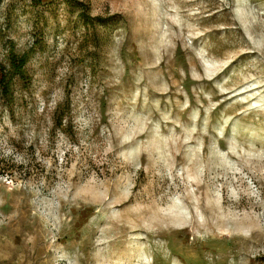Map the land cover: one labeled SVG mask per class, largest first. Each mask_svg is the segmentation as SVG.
Segmentation results:
<instances>
[{
	"label": "rangeland",
	"instance_id": "374dc122",
	"mask_svg": "<svg viewBox=\"0 0 264 264\" xmlns=\"http://www.w3.org/2000/svg\"><path fill=\"white\" fill-rule=\"evenodd\" d=\"M0 264H264V0H0Z\"/></svg>",
	"mask_w": 264,
	"mask_h": 264
},
{
	"label": "trees",
	"instance_id": "16d2710c",
	"mask_svg": "<svg viewBox=\"0 0 264 264\" xmlns=\"http://www.w3.org/2000/svg\"><path fill=\"white\" fill-rule=\"evenodd\" d=\"M85 11V9H84ZM83 11V16L85 18L86 21H92V16H90L86 11ZM29 55H22V56H18L17 53H15V51L12 50V64L14 65V67L16 68L15 73L17 75H22L24 76L25 74V63L28 60Z\"/></svg>",
	"mask_w": 264,
	"mask_h": 264
}]
</instances>
